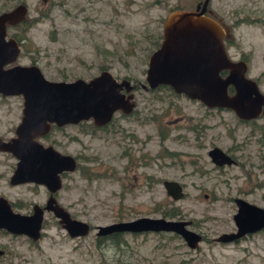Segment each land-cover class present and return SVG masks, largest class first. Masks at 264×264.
<instances>
[{
  "label": "rangeland",
  "instance_id": "obj_1",
  "mask_svg": "<svg viewBox=\"0 0 264 264\" xmlns=\"http://www.w3.org/2000/svg\"><path fill=\"white\" fill-rule=\"evenodd\" d=\"M199 1L0 0V12L26 4L28 25H8V36L24 31L16 62L37 64L48 79H89L109 69L118 78L145 82L165 20ZM208 7L233 26L228 52L235 60L246 58L247 75L264 92V0H209ZM133 93V111L115 112L104 127L83 120L53 126L42 139L76 157L79 166L63 177L57 198L92 229L70 238L48 216L36 245L0 232L13 263L264 264V228L230 242L215 239L236 229L234 197L264 206V117L242 121L230 109L209 108L167 88L137 87ZM22 106L21 95L0 93L3 138L14 135ZM213 146L232 153L235 163L216 165L208 155ZM9 157L0 151V183L11 173ZM164 179H176L183 196L172 199ZM24 189L11 194L20 196ZM173 207L177 215L164 216ZM144 215L190 220L204 238L191 248L173 232H125L118 243L96 235L97 225Z\"/></svg>",
  "mask_w": 264,
  "mask_h": 264
},
{
  "label": "water",
  "instance_id": "obj_2",
  "mask_svg": "<svg viewBox=\"0 0 264 264\" xmlns=\"http://www.w3.org/2000/svg\"><path fill=\"white\" fill-rule=\"evenodd\" d=\"M208 3L209 0H202L195 9L176 11L165 20L162 40L148 57L145 83L140 85L152 89L168 84L176 93L197 99L207 107L230 109L240 119L264 117V92L257 80L247 75V62L232 59L227 53L223 35L226 32V36H230L229 26L220 17L206 15L211 11ZM26 11V4L20 2L0 12V93L23 98L15 135L7 140L0 137V149L18 158L10 178L12 183H43L53 193L62 186L60 174L75 170L77 159L52 144H43L40 137L49 133L53 124L63 126L92 119L95 125L104 126L117 110L130 112L134 106L133 93L125 94L121 90L124 87L130 91L138 83L132 84L127 78L118 80L109 69H102L89 79L51 80L37 64L16 62L21 48L15 37L8 36V25L25 19ZM208 155L217 165L235 163L219 146L211 147ZM162 183L172 199L183 196L182 185L177 180L164 179ZM2 198L0 227L38 239L43 209L38 206L32 214L24 215L14 212ZM234 202L236 229L222 232L215 238L217 241L230 242L264 228V206L239 196L234 197ZM45 208L53 211L71 236H82L90 231L89 222L72 217L53 195ZM190 223L186 219L144 215L97 225L96 234L173 232L189 247L197 248L202 234L190 228Z\"/></svg>",
  "mask_w": 264,
  "mask_h": 264
},
{
  "label": "flooded vegetation",
  "instance_id": "obj_3",
  "mask_svg": "<svg viewBox=\"0 0 264 264\" xmlns=\"http://www.w3.org/2000/svg\"><path fill=\"white\" fill-rule=\"evenodd\" d=\"M199 3H201V0L199 1V2H197V4H199ZM197 4H196V6H197ZM196 6H195V8H196ZM208 9H209V7H208ZM206 14H210V12H207ZM210 15H213L214 16V18L215 19H217V17L211 12V14ZM225 23V22H224ZM225 25H227L226 23H225ZM227 26H229V34H230V36H226V32H225V29H224V26L222 25V27H223V30H224V32H225V34L223 35V41H224V46H225V48H226V50H227V53L229 54V52H228V48H229V42H230V40H231V38L233 37V32H232V28H233V26L232 25H227ZM163 36V35H162ZM161 40H162V38H161ZM160 40V41H161ZM156 48V47H155ZM229 56H230V54H229ZM231 57V56H230ZM232 58V57H231ZM233 59V58H232ZM240 59H243V60H245L246 61V58H244V57H242V58H239V59H237V60H240ZM247 62V61H246ZM247 66H248V64H247ZM118 80H122L123 78H127V79H129L128 77H123V78H118L117 76H115ZM130 80V79H129ZM131 81V83L132 84H134V83H138V84H136V86L132 89V90H130V91H126V89L123 87L122 88V92H124L125 94H128L129 92H132L133 93V90H136L137 89V87H141V85H140V83H145V82H141V81H132V80H130ZM162 86H169L172 90H173V88L170 86V85H168V84H159V85H157L155 88H152V89H145V90H154V89H157V88H160V87H162ZM141 88H143V87H141ZM174 91V90H173ZM175 92V91H174ZM176 93V92H175ZM176 94H183V93H176ZM183 95H185V94H183ZM186 96V95H185ZM188 97V96H187ZM189 98V97H188ZM133 100H134V93H133V98H132ZM197 100V99H196ZM134 107H135V101H134V106L132 107V109H131V111H133V109H134ZM207 107V106H206ZM209 108H214V107H209ZM216 108H221V107H216ZM130 111V112H131ZM116 112H119V114H125V113H130V112H123L122 110H117ZM114 115H115V113H114ZM114 115H113V117H114ZM113 117H112V119H113ZM21 118V117H20ZM111 119V120H112ZM240 119V118H239ZM92 120V119H91ZM240 120H242V121H247V120H245V119H240ZM249 120H252V119H249ZM93 122V121H92ZM111 122V121H110ZM109 122V123H110ZM94 124V123H93ZM108 124V123H107ZM106 124V125H107ZM95 125V124H94ZM53 126H56V125H52V127ZM95 126H97V125H95ZM105 126V125H104ZM104 126H97V127H104ZM51 127V128H52ZM57 127H59V126H57ZM50 132V131H49ZM162 135H163V133H161ZM14 135H15V133H14ZM14 135H12V136H14ZM48 135V133L46 134V135H44L43 137H40V140H41V142H43V144H52V143H45L44 141H42V139L44 140L45 138H46V136ZM12 136H10V137H12ZM3 140H7V139H9L10 137H8V138H3L2 136H0ZM54 146V145H53ZM55 147V146H54ZM56 148V147H55ZM58 149V148H57ZM210 149V148H209ZM208 149V150H209ZM59 150V149H58ZM0 151H2V152H6L8 155H10V159L12 160V163L10 164V167L12 168V170H11V173H10V175L8 176V179H7V181H6V183H0V198L1 197H3L2 199H6V201L9 203V205H10V207H11V209L14 211V212H19V213H21V214H24V215H30V214H32L33 212H34V210L36 209V208H38V206L39 207H41L42 209H43V220H42V225H41V229H40V236H39V238L38 239H36V240H33L31 237H29V236H27L26 234H24V233H19V234H17V233H13V232H11V231H9V230H7L6 228H4V227H0V232H2V233H5V234H10V235H13V236H22L23 238H25V239H27L28 240V242L30 243V244H33V245H36V244H38V241L39 240H41V238L43 237V235H44V226H45V224H47L46 223V219L48 218V216H52L56 221H57V223L58 224H60V226H61V228H63L62 227V225H61V223L59 222V219L54 215V213H53V211L52 210H48V209H46L45 208V206H46V203H47V200L49 199V197L51 196V195H53L55 198H56V200H57V202L61 205V206H63L65 209H67L63 204H62V202L60 201V200H58V198H57V193H58V190L60 189H58L57 191H55V192H53V193H51V191H50V189L45 185V184H43V183H37V182H33V181H25V182H18V183H12L11 181H10V178H11V175L13 174V171H14V169H15V167H16V164H17V161H18V158L16 157V156H14L10 151H8V150H5V149H0ZM59 151H61V150H59ZM62 152V151H61ZM227 152V151H226ZM227 153H229V152H227ZM233 158H234V156H233V154L232 153H229ZM234 160H235V158H234ZM217 165V164H216ZM225 165V164H224ZM218 166H221V165H218ZM66 174H67V171H63L61 174H60V177H61V181L63 180V177H65L66 176ZM174 180H176V179H174ZM62 183H63V181H62ZM25 187V189H24V191L23 192H21V194H20V196H16V197H14L12 194H11V191L13 190V189H15L16 187ZM62 187V186H61ZM35 198H42V201H38V200H36ZM68 210V209H67ZM69 211V210H68ZM70 212V211H69ZM71 214V213H70ZM71 216L72 217H75V216H73L72 214H71ZM64 229V228H63ZM92 229V227H91V224H90V230ZM65 230V229H64ZM65 232H66V234L70 237V238H80L81 236H71L66 230H65ZM146 232V231H145ZM89 233V232H88ZM87 233V234H88ZM113 233H122V232H113ZM124 233V232H123ZM139 233H142V232H139ZM112 233H110V234H106V235H97V236H104L106 239L105 240H110L111 242L113 241V239H111V237H112V235H111ZM86 235V234H85ZM82 236H84V235H82ZM99 238V237H98ZM0 250H1V253H0V264H14L13 263V261H12V259H11V254H12V252L6 247V245H4V244H0ZM9 253V254H8ZM8 256V257H7ZM7 257V258H6Z\"/></svg>",
  "mask_w": 264,
  "mask_h": 264
},
{
  "label": "trees",
  "instance_id": "obj_4",
  "mask_svg": "<svg viewBox=\"0 0 264 264\" xmlns=\"http://www.w3.org/2000/svg\"><path fill=\"white\" fill-rule=\"evenodd\" d=\"M27 18V17H26ZM22 25H28V21H27V19H24V20H22L21 22H18V23H16L15 25H10L9 26V28L10 27H12V28H18L19 26H21L20 28L21 29H23V30H25V26H22ZM21 31V33H17V32H14L13 34V36L18 40V41H20V39H22L23 37H24V31ZM161 38H162V33H158V35H157V38H156V40H155V42H154V45H155V47H158L159 46V44H160V40H161ZM223 74L225 73V71L224 72H222ZM161 88H167L168 89V91H170L171 93H175L169 86H162V87H160V88H157V89H154L153 91H156V90H159V89H161ZM77 166H79L78 165V163H77ZM163 214H164V216H166V217H174L175 215H177V210L175 209V207H173V208H171V209H169V210H167V211H163ZM92 227V226H91ZM121 234L122 233H112L111 235H112V237H111V239H113V241H115L116 243H118L119 241H120V236H121ZM202 238H204V237H202Z\"/></svg>",
  "mask_w": 264,
  "mask_h": 264
}]
</instances>
